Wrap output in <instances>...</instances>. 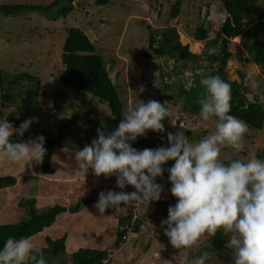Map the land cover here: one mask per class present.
Wrapping results in <instances>:
<instances>
[{
  "label": "rangeland",
  "instance_id": "374dc122",
  "mask_svg": "<svg viewBox=\"0 0 264 264\" xmlns=\"http://www.w3.org/2000/svg\"><path fill=\"white\" fill-rule=\"evenodd\" d=\"M56 1V8L0 15V71L14 75L28 73L37 77L41 83L35 103L39 109L32 105L27 107L23 103L24 92L32 87L26 80L13 86L11 92L8 91L13 105L4 101L6 107L1 108L0 94V120L7 119L9 123L16 121L19 126L30 117H38L39 122L32 124L27 135L44 134L55 140L62 138L57 142V147L66 149L74 146L76 150L86 144L90 145L94 136H97V129L104 130L106 134L116 129L106 105L86 93L63 88L59 84L66 33L70 28H78L87 35L102 59L124 110L130 105L134 106L139 99L144 102L157 100L162 104L165 101L170 103L173 116L171 122L165 121V133L149 132L147 138L141 137L132 142V147H167V133L179 130L185 133L190 142L196 143L215 130V119L205 122L200 115L184 108V92L189 91L200 77L216 71L218 66L213 64L210 67L205 56L198 64L159 58L149 50L148 42L150 32L159 36L167 27H173L179 42L186 45L190 52L201 55L205 44L219 36L220 26L226 17L220 0H108L103 6H98L96 0H77L71 12L58 18L56 14L63 4L62 0H0V5L47 7ZM177 3V14L172 17ZM261 12L264 14V0L257 3L253 13L258 17ZM254 24L255 21L246 22L244 30L251 29ZM199 27L205 31L206 38L197 41L195 36ZM261 45L264 47V37H261ZM229 50L234 56L223 69L225 78L239 83L240 92H244L249 101H257L264 110V75L261 68L238 61V56L244 53L239 38L229 40ZM249 73L262 81L260 88L253 89L250 82H245ZM200 80L196 86L201 85ZM57 88L65 93L62 111L52 108ZM250 153L264 159V124L260 131L248 127L244 151L237 153L227 148L222 150L221 155L224 160L232 157L247 159ZM173 163L169 161L164 166L163 178H157L156 182L165 189L159 202L151 205L139 203L138 206H133L138 202H130L119 209L122 217H125L131 215L135 207L137 220L140 221L139 231L132 233L127 241L126 249L129 252L124 259H130L131 263L128 260L125 262L150 264L153 261L155 264H168L167 261H171L172 264H190L192 259L207 251L209 258L205 264H222L212 252V237L199 249L178 250L172 247L164 235L161 221L168 218L169 206L177 203L171 195L172 185L168 173ZM124 191L136 190L127 186ZM114 216L112 214L109 218ZM94 226L98 228L100 224ZM155 226L160 229L156 230ZM120 254L115 253L116 259ZM115 257L111 263H114Z\"/></svg>",
  "mask_w": 264,
  "mask_h": 264
},
{
  "label": "clouds",
  "instance_id": "9594fccd",
  "mask_svg": "<svg viewBox=\"0 0 264 264\" xmlns=\"http://www.w3.org/2000/svg\"><path fill=\"white\" fill-rule=\"evenodd\" d=\"M221 44L208 48L209 56L218 55ZM206 63V61H204ZM245 82L253 89L262 81L249 73ZM204 91L198 104L200 117L207 122L215 118V130L196 143L190 142L182 130L167 133L168 147H132V142L147 138L149 132L165 133V121L172 120L170 103L157 100H138L122 111L123 119L111 133L97 129V138L74 153L78 172L110 178L122 191H101L94 207L102 215L109 208L139 202L151 205L159 202L168 168L171 195L177 203L168 208V218L161 221L164 235L173 248L199 249L218 233L228 237L232 249V264H264V159L250 153L247 159H232L225 163L222 150L231 148L237 153L245 149L248 125L231 115L232 88L219 75L202 77ZM38 117L24 120L19 127L0 120V162L21 166L43 163L47 154L45 137H23ZM127 186L136 191H123ZM207 251L192 259L190 264H205ZM172 264L171 261H167ZM0 264H49L44 252L32 237L19 239L9 236L0 249ZM107 264V261L104 262Z\"/></svg>",
  "mask_w": 264,
  "mask_h": 264
},
{
  "label": "trees",
  "instance_id": "16d2710c",
  "mask_svg": "<svg viewBox=\"0 0 264 264\" xmlns=\"http://www.w3.org/2000/svg\"><path fill=\"white\" fill-rule=\"evenodd\" d=\"M260 0H220L221 9L223 14L226 15L223 23L220 26V34L211 42L205 44L201 55H196L189 51L188 47L183 46L179 42L176 29L167 27L159 36L155 32L149 33L148 48L151 52L159 58H169L173 61L192 62L198 64L202 57L209 61L210 67L213 64L218 66L216 71L206 74L219 75L224 81L229 83L232 88V101H231V115L245 121L249 128L260 131L264 124V110L257 101H249L244 92H240V84L235 81H229L223 74V69L226 67L227 62L234 56L229 50V40L234 38L240 39V45L243 49V55L238 56L240 63L254 64L261 68L262 75H264V47L261 45V37H264V14L261 12L258 17L254 15L257 3ZM63 4L57 11V18L64 16L66 13L71 12L74 8L71 0L63 1ZM65 3V4H64ZM108 3V0H96L98 6H103ZM57 7V1L49 6H24V5H0V15H18L27 10H47ZM175 12L172 17H175L178 11V3L175 5ZM54 17V16H53ZM256 17V18H254ZM56 18V17H55ZM255 24L251 29L244 30L246 22H254ZM199 33V34H198ZM198 33L195 36L197 41L205 39V31L202 27L198 28ZM221 44L220 52L218 55L209 56L207 54L208 48L217 44ZM61 63L63 71L59 76V84L63 88H70L79 93H86L92 98L96 99L100 104L107 107L109 115L113 118L116 128L123 119L122 111L124 107L117 93L116 86L112 78L104 66L102 59L97 55L94 45L90 42L87 35L78 28H70L66 33V37L62 46ZM200 77V78H202ZM199 78V79H200ZM191 87L185 91L184 108L190 112L200 115V106L198 100L201 93L204 91L202 85ZM28 81L32 87L24 92L23 103L25 106L37 108L35 105L41 90L40 80L28 73L14 75L4 74L0 71V94H1V108H5V102L13 105L10 101L8 91H12L13 86ZM34 82V83H33ZM245 91V89H242ZM65 101V93L61 88H57L54 92V100L52 108L57 111L64 109L63 102ZM39 109V108H37ZM215 119V118H213ZM75 130V129H74ZM73 130V131H74ZM74 134V133H73ZM45 148L47 154L42 163L44 173L52 172L50 168L51 150L60 142L58 140L45 135ZM76 135H74V138ZM97 136H94V139ZM81 139V138H80ZM12 140L18 142L12 137ZM168 147V146H167ZM144 148H152V146L136 147V149L143 150ZM239 159L237 157L228 158L225 161ZM15 179L12 177H0V188L13 185ZM32 210V209H31ZM64 208L52 207L46 211L36 214L32 211L30 216L26 219H21L17 224L2 225L0 226V249L9 236L19 239L21 237H31L38 232L42 231L45 227L50 226L56 216L64 212ZM131 215L122 217L119 220V229L114 246H119L121 239L122 227L129 222ZM140 221H135L133 233L139 231ZM228 237L218 233L216 237H212L211 248L215 256L221 261L222 264H232V249L228 247ZM47 247L42 249L45 257L48 259L49 264L56 263L58 254L64 252V240L46 241ZM108 259L107 264L110 262L109 252L94 249H79L71 254V264H102L103 260Z\"/></svg>",
  "mask_w": 264,
  "mask_h": 264
},
{
  "label": "crops",
  "instance_id": "0c3cea01",
  "mask_svg": "<svg viewBox=\"0 0 264 264\" xmlns=\"http://www.w3.org/2000/svg\"><path fill=\"white\" fill-rule=\"evenodd\" d=\"M11 124L19 127L16 121ZM30 137L35 139L37 136L25 133L23 137L13 138L25 142ZM75 151L74 146L52 148L50 173L43 172L42 163L34 162L21 167L0 162V177L15 179L13 185L0 188V226L17 224L21 219L28 218L32 211L38 214L57 206L64 208V212L58 214L50 226L31 236L41 249L47 247V240H64V252L57 255L55 264H71V254L79 249L105 250L109 252V264H127L126 260L131 263L130 259H124L129 252L127 242L114 246L122 218L119 209L123 204L119 209H107L103 215L94 207L101 191L122 189L116 186L115 176L97 178L92 170L78 172ZM112 214L115 216L109 218ZM96 223L100 224L98 228L94 226ZM155 229L160 228L155 226ZM115 253L122 255L116 259ZM113 256L115 261L111 263Z\"/></svg>",
  "mask_w": 264,
  "mask_h": 264
},
{
  "label": "built area",
  "instance_id": "2783aa9c",
  "mask_svg": "<svg viewBox=\"0 0 264 264\" xmlns=\"http://www.w3.org/2000/svg\"><path fill=\"white\" fill-rule=\"evenodd\" d=\"M76 2H77V0H71L72 6H75ZM138 204H139V202L133 204V206H138ZM131 213L132 214L130 216L131 218H130L129 222H127L122 227V229L120 228V230H121V236H120L121 242H120V244H123V243L127 242L129 237H130V235L133 233V227H134L135 221L137 220V213H136V208L135 207L132 208ZM105 261L108 262V259L103 260L102 264H104Z\"/></svg>",
  "mask_w": 264,
  "mask_h": 264
},
{
  "label": "water",
  "instance_id": "95a60500",
  "mask_svg": "<svg viewBox=\"0 0 264 264\" xmlns=\"http://www.w3.org/2000/svg\"><path fill=\"white\" fill-rule=\"evenodd\" d=\"M84 204H86V203H84Z\"/></svg>",
  "mask_w": 264,
  "mask_h": 264
}]
</instances>
